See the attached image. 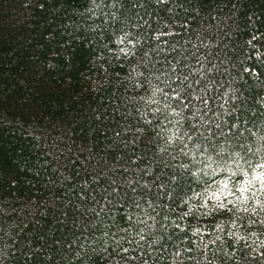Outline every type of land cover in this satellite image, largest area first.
Returning <instances> with one entry per match:
<instances>
[{"label": "trees", "instance_id": "trees-1", "mask_svg": "<svg viewBox=\"0 0 264 264\" xmlns=\"http://www.w3.org/2000/svg\"><path fill=\"white\" fill-rule=\"evenodd\" d=\"M0 264H264V0H0Z\"/></svg>", "mask_w": 264, "mask_h": 264}, {"label": "rangeland", "instance_id": "rangeland-1", "mask_svg": "<svg viewBox=\"0 0 264 264\" xmlns=\"http://www.w3.org/2000/svg\"><path fill=\"white\" fill-rule=\"evenodd\" d=\"M186 215H188V212H187V214Z\"/></svg>", "mask_w": 264, "mask_h": 264}]
</instances>
